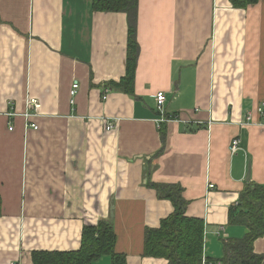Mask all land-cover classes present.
<instances>
[{
	"label": "crops",
	"instance_id": "obj_1",
	"mask_svg": "<svg viewBox=\"0 0 264 264\" xmlns=\"http://www.w3.org/2000/svg\"><path fill=\"white\" fill-rule=\"evenodd\" d=\"M127 31L125 13L88 0H0V264L77 251L98 221L127 264H167L144 255L145 230L173 212L155 184L181 187L206 258L246 235L229 215L247 184L264 185V0H138L133 95L106 85L125 74Z\"/></svg>",
	"mask_w": 264,
	"mask_h": 264
},
{
	"label": "trees",
	"instance_id": "obj_2",
	"mask_svg": "<svg viewBox=\"0 0 264 264\" xmlns=\"http://www.w3.org/2000/svg\"><path fill=\"white\" fill-rule=\"evenodd\" d=\"M91 10L99 13H125L128 20L125 74L119 81H109L107 86L127 95L134 94V77L137 64L138 43L136 20L138 0H88ZM261 0H230L235 8L245 9ZM164 139V135L162 137ZM150 185V184H149ZM159 199L168 200L173 212L162 219L156 229H146L144 255L162 258L167 264H202L204 245L203 220L185 215L186 201L180 186L155 184ZM1 206V199H0ZM230 225L247 228L242 239L223 241L224 257L220 260L205 258L203 264H262L264 255L253 253L254 242L264 236V185L249 183L240 193L239 205L229 215ZM229 241V242H228ZM226 242V243H225ZM235 245L229 250L227 244ZM116 234L106 221L84 225L80 248L77 251L49 252L33 251L32 264H93L103 257H109L110 264H127L126 256L115 250Z\"/></svg>",
	"mask_w": 264,
	"mask_h": 264
},
{
	"label": "built area",
	"instance_id": "obj_3",
	"mask_svg": "<svg viewBox=\"0 0 264 264\" xmlns=\"http://www.w3.org/2000/svg\"><path fill=\"white\" fill-rule=\"evenodd\" d=\"M79 85L77 82H74L71 86V90H70V95H71V98H73V96L76 94L77 92V89H78ZM103 99H106V95L103 96ZM155 102H156V108L158 111L162 112V107H163V104L165 102V96H164V93L163 92H157L156 95H155ZM33 105L34 108L37 107V104L35 101H30L29 102V106ZM30 107V108H31ZM263 108H264V102H262L260 104V106H258L256 108V112L257 114H262L263 113ZM30 116H32L31 114L27 113L25 114V118H29ZM247 120L250 119V114L247 115ZM171 121L170 118H165V117H161L160 119L156 120V123L157 125L160 127L161 124L165 123V122H169ZM31 127L33 129H37V127L34 125V124H31ZM113 126H108L106 127V130H110L112 129ZM10 130H12V128H9ZM239 150V141L237 139H234L232 142H231V145H230V148H229V151L230 153L232 154H235L237 151ZM208 188L212 189L213 188V185L212 184H209L208 185ZM224 232V228L223 227H219L217 231H215V235L217 236H221V234Z\"/></svg>",
	"mask_w": 264,
	"mask_h": 264
},
{
	"label": "rangeland",
	"instance_id": "obj_4",
	"mask_svg": "<svg viewBox=\"0 0 264 264\" xmlns=\"http://www.w3.org/2000/svg\"><path fill=\"white\" fill-rule=\"evenodd\" d=\"M218 228H219V227L216 228V231L218 230ZM223 228H224V227H223ZM144 236H145V235H144ZM228 242H229V241H228ZM225 243H226V242H225ZM227 248H228L229 250L232 251V250H235V249L237 248V246H235V245H233V244L230 245V243H228V244H227ZM253 253L256 254V253L254 252V249H253ZM257 255H262V254H257ZM263 255H264V254H263ZM205 258H206V257H205V255H204V245H203V258H202V264H203ZM263 261H264V260H263ZM236 264H241V262H237ZM262 264H263V262H262Z\"/></svg>",
	"mask_w": 264,
	"mask_h": 264
},
{
	"label": "water",
	"instance_id": "obj_5",
	"mask_svg": "<svg viewBox=\"0 0 264 264\" xmlns=\"http://www.w3.org/2000/svg\"><path fill=\"white\" fill-rule=\"evenodd\" d=\"M110 215H111V217H112V216H113V213L111 212V214H110Z\"/></svg>",
	"mask_w": 264,
	"mask_h": 264
}]
</instances>
